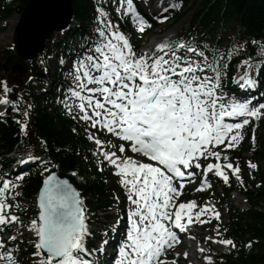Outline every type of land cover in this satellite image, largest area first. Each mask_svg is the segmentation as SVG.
<instances>
[{
  "label": "snow or ice",
  "instance_id": "obj_1",
  "mask_svg": "<svg viewBox=\"0 0 264 264\" xmlns=\"http://www.w3.org/2000/svg\"><path fill=\"white\" fill-rule=\"evenodd\" d=\"M138 3L144 6L146 0H95L91 34L82 35L79 46L58 61L64 83L57 89V102L94 146L89 151L98 171L109 168L125 197L124 215L118 213L103 233L112 239L87 246L95 237L81 193L52 171L59 165L28 153L19 164L43 166L37 213L25 224L17 214L24 210L18 199L24 176L12 179L0 173V264H23L17 235L5 237V230L14 226L21 235L24 230L34 237L31 264H178L189 255L177 251L182 234L212 220L217 221L210 230L214 235L204 240L236 248L220 231L221 212L215 204L180 197L196 179L200 183L194 191L210 190V176L225 185L234 177L244 185L241 166L227 150L241 144L247 126L264 119V37L221 36L209 42L190 35L137 52L121 22H130L143 35L153 22L167 21L170 10L182 9L183 0L161 3L150 18ZM229 82L244 95L229 88ZM12 93L7 80H0V120L10 107L27 135L33 105L22 93L10 98ZM255 140L253 127V144ZM247 166L258 169L252 161ZM114 200L119 206L121 196ZM197 251L202 264H215L211 248L198 246Z\"/></svg>",
  "mask_w": 264,
  "mask_h": 264
},
{
  "label": "trees",
  "instance_id": "obj_2",
  "mask_svg": "<svg viewBox=\"0 0 264 264\" xmlns=\"http://www.w3.org/2000/svg\"><path fill=\"white\" fill-rule=\"evenodd\" d=\"M18 1L19 6L15 10L20 13L25 0ZM188 1L183 0V4ZM94 4L95 0H72L73 28L66 34L64 41L54 40L52 44L48 41L46 49L51 47L50 52L56 50L60 57L62 55L67 56L70 48L78 47L81 36L91 34L95 15ZM8 8L6 0H2L0 3L1 17L8 16ZM188 8L192 11L191 20L179 37L191 35L200 41L209 42L217 40L221 36L229 39L236 37L259 39L264 37V0H192ZM15 62L16 57L13 48L0 52V80H7L9 85L13 87V93L10 94L12 99L16 95L13 86V83L16 82V76L13 77L12 72ZM236 62L238 61H233V63ZM45 67L47 66L43 60L32 62L26 70V75L32 77L26 83V101L33 105L30 110L27 135H24L19 125L12 118L17 114L13 113L10 107L6 117L0 120V166L3 170H7L14 160V157L10 155L12 151L27 145H32L36 152L45 154L53 164L59 165L60 174L69 177L82 195L89 197L86 206L94 217L91 223L96 226L92 230L95 238H89L87 242V246L91 249V246H98L101 239L105 237L103 236L104 230L110 225L101 221L96 212L107 210L114 205L116 202L114 200L115 194L105 182L103 172H98L93 164H89L87 167H83L81 164L82 159L79 155L84 156L93 145L85 139L80 125L69 118L57 102L59 95L57 89L64 83L61 73L49 74L48 71H45ZM233 74L230 72L229 76ZM46 79H49L50 82L47 87H45ZM229 84L231 83L229 82ZM261 90L264 91V83L261 84ZM74 127L78 129L76 133L72 131ZM255 137L256 146L252 151V159L264 160V119H261L258 124ZM240 153V150H235L229 155L240 157ZM41 171L42 169L35 168L23 174L22 196L18 199L25 206L21 213L30 219L34 218L36 210L33 209V205L27 207V203L31 201L32 196L40 186L41 176L39 173ZM71 171L92 175L82 185L74 180ZM241 192L251 206L263 199L264 176H261L258 171L253 172L250 183L246 186L241 185ZM229 216L230 223L225 228L227 229L226 232L223 229V235L237 236L241 242L252 241L256 252L242 249L236 261L227 260L225 263L216 261L215 264H264V213L251 208L245 212L230 210ZM13 229L14 227H11L6 231L12 233ZM18 248L22 250L19 259L25 264H31V253L35 251L33 244H29L26 237L23 236V241Z\"/></svg>",
  "mask_w": 264,
  "mask_h": 264
},
{
  "label": "rangeland",
  "instance_id": "obj_3",
  "mask_svg": "<svg viewBox=\"0 0 264 264\" xmlns=\"http://www.w3.org/2000/svg\"><path fill=\"white\" fill-rule=\"evenodd\" d=\"M157 1L158 0H155L154 2L149 4L148 8L152 10V8L156 5ZM169 2H170V0H164V5H167ZM190 2H191V0H189L187 2V4L184 7H182V9H180V10H170L167 13V15H168V20L167 21H165L163 23H160L159 21L153 22V24H155V26L152 27L151 29L146 30L145 33L141 37L138 38V40H137V37H136V42L135 41L134 42L136 44L140 45L142 41L148 42L149 40H152L155 35L161 34V33H163V34L168 33V32H170L171 30H173L175 28H177V31H176V33H177L181 29V27H183L187 23V21L190 19V14H191L190 12H188L186 14H184V13L182 14L184 9L190 4ZM161 3H163V2H161ZM7 4H8V7H9L7 9L8 17L6 19H4V20L0 19V51H5L7 49V47L10 44H12V42H13L12 38H13V33H14V30H15V26H16V24H18L19 19H20L19 16H18L19 15L18 12L15 10L19 6V2L17 0H7ZM141 7L144 8V6H141ZM158 10H159V6H158ZM151 12H153V14H151L149 16V18L151 16L155 15L158 11L152 10ZM175 15L176 16L179 15V18H178L177 22L172 26V28H168L170 26V23H171L172 19L174 17H176ZM13 19L15 21V26L12 29V36L10 38V37L5 36L6 35V29L8 27V25H7L8 23H6L5 21L6 20L13 21ZM167 28H168V31L166 30V32L165 31L162 32V30L167 29ZM157 36H159V35H157ZM175 36H176V34H175ZM63 37H64L63 34L57 35L56 38H55V35H54L52 37V40L53 39H63ZM152 45H155V42ZM141 49L144 50L143 46L141 47ZM43 54H44V52L42 54H40L35 60L36 61L42 60ZM46 61H47L48 67L50 69V72L53 73L55 71V69H56L55 55L52 54V56L47 57ZM13 71H14V73L16 75H18L19 79H22V78L27 79V76H26V73H25L26 72V67H23L20 63H18V62L15 63V65L13 67ZM18 93H22V95L24 96L25 91L22 90L21 88H19L18 91H17V94ZM241 95H244V94L242 93ZM15 99H16V97H15ZM23 106H24V104L21 103L20 107L23 108ZM2 108H3V106H0V110H2ZM239 146L242 147L243 149H245L246 151L248 150V144L244 140L241 142V144ZM248 156H250V153L248 151L243 154L244 158H247ZM258 163H259V168L261 169V171L264 172V161L260 160ZM241 169L242 170L245 169L244 162H242ZM107 172H110V170H107ZM12 179H15V178H12ZM116 181H118V178H116ZM215 190L216 191L211 193V196L213 197V200H211L209 202H211L212 204L217 205L218 201L220 199V195H219L220 189L216 188V186H215ZM229 201L232 204H234V205L239 202L238 206H236L237 208L245 209L247 207V203H246L244 197L243 196H239L237 191H232L230 193ZM219 203H221V201H219ZM218 210L221 212V220H220V222L222 224L227 223L228 220H227V214H226V205H219V209ZM17 214L20 215L19 212ZM21 219L23 221L26 220L24 217L23 218L21 217ZM90 228H92V227H90ZM199 228H200V231H201V239L202 240H204V237L206 235H209V234L214 235V233H212L210 231L212 228H214V226L211 225V224L203 225V226L199 225ZM22 231H23V235H26V237L29 239L30 242L34 239V237H32L30 233H28L27 231H24V230H22ZM14 232H15V235H17L18 238H20L22 236L19 232L16 231V228H15ZM9 243H11V242H9ZM212 244L214 245V247L211 248L210 254L213 255V254L217 253L218 248L215 246V243H212ZM201 247H203V245H201ZM224 251H226V250H224ZM189 263H190V261H183L182 262L180 259L178 260V264H189ZM193 264H202V258L198 259V263L195 260Z\"/></svg>",
  "mask_w": 264,
  "mask_h": 264
},
{
  "label": "water",
  "instance_id": "obj_4",
  "mask_svg": "<svg viewBox=\"0 0 264 264\" xmlns=\"http://www.w3.org/2000/svg\"><path fill=\"white\" fill-rule=\"evenodd\" d=\"M72 14V0H25L13 35L17 59L23 65H26L27 60L34 59L44 49L45 41L53 32L68 28ZM53 171L61 179L69 180L62 177L57 170ZM69 182L79 191L70 180Z\"/></svg>",
  "mask_w": 264,
  "mask_h": 264
},
{
  "label": "bare ground",
  "instance_id": "obj_5",
  "mask_svg": "<svg viewBox=\"0 0 264 264\" xmlns=\"http://www.w3.org/2000/svg\"><path fill=\"white\" fill-rule=\"evenodd\" d=\"M160 4H161V2L157 3L156 6H160ZM5 22L8 23V24H7L8 27H7V29H6V35H5V36L11 38V36H12V29H13V27L15 26V21H14V19H13V21L6 20ZM176 31H177V28L171 30V31L168 32V33H165V34H162V35L156 36V38L153 40L152 43H150V45H148V47H150V46H152V47L155 46V45H152L154 42H155V44H156V43H159L160 41L165 40V39H175V37H176L175 34H177ZM195 248L197 249L198 246L195 245Z\"/></svg>",
  "mask_w": 264,
  "mask_h": 264
}]
</instances>
